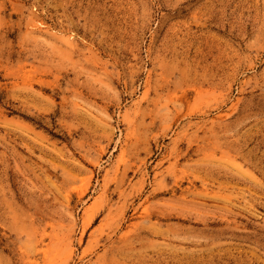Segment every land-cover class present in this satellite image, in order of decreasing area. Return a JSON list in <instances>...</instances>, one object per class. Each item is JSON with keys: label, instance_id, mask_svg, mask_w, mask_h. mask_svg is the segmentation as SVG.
I'll return each instance as SVG.
<instances>
[{"label": "rangeland", "instance_id": "1", "mask_svg": "<svg viewBox=\"0 0 264 264\" xmlns=\"http://www.w3.org/2000/svg\"><path fill=\"white\" fill-rule=\"evenodd\" d=\"M0 264H264V0H0Z\"/></svg>", "mask_w": 264, "mask_h": 264}]
</instances>
